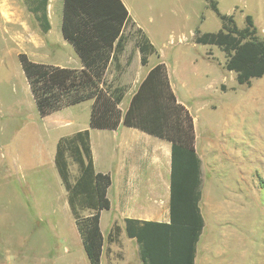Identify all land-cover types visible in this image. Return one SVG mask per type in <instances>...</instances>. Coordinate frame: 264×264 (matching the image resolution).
<instances>
[{"label":"rangeland","instance_id":"374dc122","mask_svg":"<svg viewBox=\"0 0 264 264\" xmlns=\"http://www.w3.org/2000/svg\"><path fill=\"white\" fill-rule=\"evenodd\" d=\"M214 1L239 28L250 15L264 40V0ZM26 4L0 0V264H89L51 160V137L42 132L18 61L22 23L30 25L26 15L34 6ZM128 6L142 39L151 38L159 58L153 56L146 67H129L127 83L112 86L124 87L128 97L149 66L161 61L178 96L189 102L205 225L197 264H264V75L250 86L239 85L224 69L223 52L194 43L197 30L221 29L206 0H129ZM61 7V0L53 4L54 32ZM133 63L140 65L137 55ZM70 169L75 175L76 166ZM116 191L109 195L114 204ZM113 215L104 211L100 219L102 264H141L138 244L124 238L122 223L112 227ZM106 229L113 230L112 240Z\"/></svg>","mask_w":264,"mask_h":264},{"label":"trees","instance_id":"16d2710c","mask_svg":"<svg viewBox=\"0 0 264 264\" xmlns=\"http://www.w3.org/2000/svg\"><path fill=\"white\" fill-rule=\"evenodd\" d=\"M221 22L215 33H194V43L217 47L225 55L224 69L235 74L239 85L250 86L264 75V40L257 35L253 18L245 16L239 28L233 15L221 14L214 0H206ZM48 0H36L31 11L43 32L50 28ZM128 11L121 0H63L61 32L81 60V69L59 68L18 61L39 117L92 100L89 128L115 130L122 124L171 143L169 222L124 220L128 238L139 246L141 264H195L204 229L200 209L201 161L195 148V126L190 111L180 104L171 88L166 66L157 62L133 93L125 112L119 109L124 90L104 81L110 59L123 52L121 35ZM134 46L142 66L156 49L134 32ZM66 193V202L89 264H102L105 238L101 212L111 207L108 174L96 172L89 130L60 138L53 158ZM76 166L72 175L70 167Z\"/></svg>","mask_w":264,"mask_h":264},{"label":"crops","instance_id":"0c3cea01","mask_svg":"<svg viewBox=\"0 0 264 264\" xmlns=\"http://www.w3.org/2000/svg\"><path fill=\"white\" fill-rule=\"evenodd\" d=\"M21 1L26 4L28 2L34 3L36 0ZM58 1L59 0H48L47 17L50 28L47 32H43L41 29L36 19L37 14L35 15L34 13L27 12L26 20H31V23L30 25L29 22L22 23L20 52L36 63L59 68L81 69L82 64L80 58L72 45L62 36L63 0H61L62 7L59 20L57 19L58 16H56V32L52 30L53 4L55 2L58 3ZM121 2L128 11V22H126L121 32L124 48L121 55L115 59H110L104 81L112 88L119 87L124 90V98L118 107L122 112H125L135 91L127 97V92L124 87L112 86V84L117 83L123 85L127 83L124 78V72L127 71L129 67H141L142 65L140 62L139 50L134 46V29H140V26L138 25V21L133 18L131 11H129V0H121ZM32 20L35 22H32ZM129 24L130 27H132L131 29L128 28ZM149 41L156 49V52L159 53L157 46L154 45L151 38H149ZM131 46L132 56L126 57V52L130 51ZM136 55L138 56L140 65L133 63ZM153 56L156 57V55ZM153 56L149 57L147 65H149V61ZM155 64L149 66L148 70L144 72V77ZM109 72L111 76L110 80L108 79ZM168 77L178 102L190 111L188 100H183L178 96L173 86L171 75L169 74ZM92 103V100H88L43 118L39 117L40 121L44 123L41 127L42 132L44 135L47 134L51 137L49 145L53 147L52 160L54 158L56 143L60 138L69 136L78 131L89 130L94 169L96 172L108 174L112 180V184L107 193L108 198L113 188L117 190L115 193L118 199L117 204L110 201L111 207L107 211L114 214L111 218L112 227L114 226L116 228V224L119 225L122 223L124 238L131 241L134 239L128 238L124 231L125 219L162 223L169 222L171 143L122 124L115 130L89 128ZM106 232L108 240H112L111 234L113 230L109 231L106 229ZM196 260L195 264H197Z\"/></svg>","mask_w":264,"mask_h":264}]
</instances>
